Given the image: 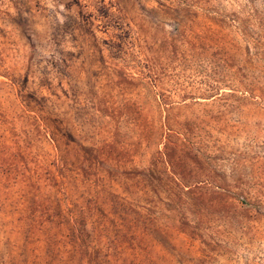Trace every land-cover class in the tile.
Instances as JSON below:
<instances>
[{"label":"rangeland","instance_id":"1","mask_svg":"<svg viewBox=\"0 0 264 264\" xmlns=\"http://www.w3.org/2000/svg\"><path fill=\"white\" fill-rule=\"evenodd\" d=\"M0 264H264V0H0Z\"/></svg>","mask_w":264,"mask_h":264}]
</instances>
